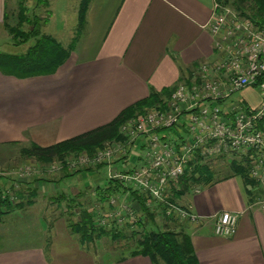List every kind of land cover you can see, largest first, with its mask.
I'll return each mask as SVG.
<instances>
[{
    "label": "crops",
    "instance_id": "obj_1",
    "mask_svg": "<svg viewBox=\"0 0 264 264\" xmlns=\"http://www.w3.org/2000/svg\"><path fill=\"white\" fill-rule=\"evenodd\" d=\"M216 1L90 0L81 38L71 45L67 57L53 72L18 76L0 69V146H51L109 124L152 91L162 92L198 80L201 64L214 63L220 57L208 27ZM7 9L8 0H0V28L4 27ZM10 43L8 37L0 36V45L10 47L13 45ZM0 52L15 53L14 50ZM248 89L256 88L246 87L240 94ZM240 97L247 105L255 106ZM186 116L183 114L178 127L163 130L161 134L174 142L187 140ZM126 150L128 158L122 154L116 164L120 170L137 163L143 151L142 139ZM199 153L204 162L207 157ZM104 168L109 173L107 165L76 173L89 172L98 182ZM83 182L84 178L61 187L58 183L51 192L74 188L84 196ZM15 183L8 181L7 186H18ZM43 184L45 187L48 183ZM108 184L95 189L98 197L93 215L98 224L108 215L98 209L103 201L100 194H105ZM34 186L41 184L36 182ZM44 189L47 193L48 187ZM259 189L234 174L214 177L192 189L175 203L190 207L201 216L203 220L198 225L165 215L157 202L152 208L151 204L148 206L155 212L154 219L151 218L158 228L162 225L177 231L184 229L190 235L199 264H264V196ZM169 193L171 197L172 189ZM117 194L119 206L111 210L120 211L123 205L133 204L134 213L139 214L140 207L130 188ZM79 199L76 203L81 204ZM46 205L37 199L30 207L16 209L0 218V264H154L149 256L142 254L98 263L95 254L75 236L63 217L58 220L56 214L53 225H47L45 215L50 209ZM102 209L111 212L108 206ZM225 211L238 214V223L232 235L219 236L214 231L215 222ZM25 217L32 218L38 226L40 220L45 223L39 230L42 234L39 240L9 242L6 237L11 241L27 236L15 232L13 226ZM6 222L10 226L8 236L1 228Z\"/></svg>",
    "mask_w": 264,
    "mask_h": 264
},
{
    "label": "built area",
    "instance_id": "obj_2",
    "mask_svg": "<svg viewBox=\"0 0 264 264\" xmlns=\"http://www.w3.org/2000/svg\"><path fill=\"white\" fill-rule=\"evenodd\" d=\"M208 27L214 36L218 60L203 62L199 79L179 84L166 100L165 108H147L125 121L121 133L129 144L141 138L143 151L137 163L125 172L109 169L111 180L120 181L126 188L142 190L150 198L148 204L157 202L163 205L165 215L191 225L200 224L203 218L190 207L172 201L169 191L199 152L205 156L229 150L247 156L253 163L249 175L258 181L264 196V123L259 126L264 121V23L259 25L225 8L218 0ZM246 87H255L260 92V105H247L240 96L235 97ZM183 114L187 115L189 138L174 142L163 136V130L179 126ZM117 149L120 154H128L126 146L118 144ZM114 151L105 147L92 157L79 156L74 160L77 164L73 162L71 166H77V170L84 164L96 166L111 160ZM62 167L63 162L58 169ZM110 213L107 218L113 216ZM106 220L102 219L104 223ZM237 223L238 214L222 212L215 222V234L230 236Z\"/></svg>",
    "mask_w": 264,
    "mask_h": 264
},
{
    "label": "rangeland",
    "instance_id": "obj_3",
    "mask_svg": "<svg viewBox=\"0 0 264 264\" xmlns=\"http://www.w3.org/2000/svg\"><path fill=\"white\" fill-rule=\"evenodd\" d=\"M83 0H8V9L5 15V22L4 27L0 28V36L8 37L10 39V44L13 45L10 47H6L4 45H0V50L7 52L11 50L17 54L18 56L26 55L35 42L34 39L29 41H23L24 36L33 29V28H40L41 33L49 34L53 37L55 35L58 36V42L64 49H69L78 41L83 33V28H80V8L81 3ZM221 2V1H220ZM233 0H229V4L221 2L225 8H229L231 11H237L231 4ZM7 16V18H6ZM6 24V25H5ZM57 27V28H56ZM58 32V33H57ZM56 38V37H55ZM10 54V53H7ZM185 83V82H184ZM249 90V89H248ZM173 93V92H172ZM171 93V94H172ZM170 94V96H171ZM169 96V97H170ZM236 96H243L246 98L252 105L258 106L262 103V96H259V91L257 89H251L244 94H240V92L235 94ZM165 98L166 100L169 98ZM159 106V105H158ZM157 106L146 107L142 112H145L146 109L151 110L152 108ZM166 107V106H165ZM140 112V113H142ZM138 113V112H137ZM136 113V114H137ZM137 116V115H136ZM122 141L125 142H107L106 145L102 148L97 149L92 155L86 151L79 152L73 155H69L64 159H55L48 162H40L36 157L30 156L26 157L22 155V149L28 148L29 146H21V145H9V146H0V190L5 191L6 195H10L11 198L13 197V201L15 203L22 201L23 205L16 207L25 208L30 207V204L34 200H41V202L46 203L50 209V211L46 212L45 218L47 225H53L52 221L57 219L60 220V217H63V222H67L69 224L70 229L73 230V223L81 222L82 212L86 210H90L93 212L94 202H97L95 195V189H97L98 185L101 187L105 186L108 183L109 173L108 168H104L100 173V180L98 182L94 180L93 176L88 172H79L78 174H73V179L71 176L66 177L67 173H74L80 169H87L93 168L95 170L101 168L102 166H109L110 169H117L118 171L125 172L126 169L120 170L118 167V162L121 160L122 154H120L119 149H117L118 144L121 146H126V148L134 147V143L132 142L131 145H128L127 138L123 139ZM127 141V142H126ZM107 148H114L113 158L109 161H104L98 165H90L84 164L81 165L80 168L77 170V166L73 167L71 164L74 162L75 165L77 164V160L79 156L84 157H92L97 153V151ZM30 148V147H29ZM125 148V147H124ZM240 154L236 151H223L221 154L219 152L214 153L213 155H205L207 159L204 161L205 163L210 166L211 170L214 172V177H221L226 176L231 173L232 169V162L243 161V156H239ZM127 156L128 155H124ZM246 158V157H245ZM248 159V174L252 170L253 163ZM200 160V159H199ZM198 160V161H199ZM61 162H65L64 167L58 169V165ZM134 164L129 165L132 167ZM85 173V175H84ZM108 173V175H107ZM77 174V175H76ZM82 176V177H81ZM108 177V178H107ZM62 178V179H61ZM84 178V184L86 185V189L84 188V196H81V193L75 190L74 188L71 191H60L58 189V193L51 192L52 187H57L58 183L63 186L70 184L72 181L82 180ZM250 179H253L250 177ZM59 180H62L58 182ZM180 180V179H179ZM8 181H14L15 184L18 186H7ZM256 181V180H255ZM36 182H40L41 186L37 187L34 186ZM257 186H258V181ZM43 183L47 184L48 190L47 193L45 192V187H43ZM31 184L32 188L37 190L35 192L31 191V196L27 194L28 185ZM203 182L199 184L202 186ZM62 186V187H63ZM97 187V188H96ZM198 187L194 186L193 188ZM89 188V190H87ZM50 189V190H49ZM132 189H135L134 187ZM140 194L143 193L140 189H135ZM261 190V189H259ZM33 192V193H32ZM94 193V195H93ZM22 195V197H21ZM31 199V203H28V198ZM119 194H107V199L103 200L102 203L99 204L98 209L101 210L102 214H109L110 212L106 211V209H102L104 207L111 208L115 206H119ZM78 198L81 201V204L76 203ZM102 199V197H100ZM114 198V199H113ZM56 199L58 202H56ZM101 199L98 201L101 202ZM150 199V198H149ZM94 200V201H93ZM112 200H115V203L112 204ZM92 202V203H91ZM109 202V203H108ZM40 203V201H39ZM151 203V201H150ZM149 203V204H150ZM153 204L151 203V208ZM14 209V210H16ZM161 209V208H160ZM13 210V211H14ZM161 211V210H160ZM128 212H133L134 215H127ZM136 210L134 209L133 204L123 205L121 210L113 211L111 213L113 216L111 218H107L106 222H100L98 227L106 234L99 236L100 231H98V235H93L94 240L92 242H88L86 245L90 252L94 253L96 256V261L98 263L107 260H117L122 256L129 255L130 252L136 247L137 239L141 237L143 230L151 229V228H158L155 224L152 223V218L144 216L141 212L139 214H135ZM57 214V215H56ZM135 216V217H133ZM140 216H143L144 224H139L138 220ZM113 217V218H112ZM132 217L134 219H132ZM25 217L24 219L19 221V224L14 223L15 225V232H19L27 234L25 238H15V239H8L9 242H14L16 244L22 243L23 240H27L30 242H36L39 240V236L42 235L39 233V230L44 226L43 221H39V226L34 223V220L31 218ZM95 218V217H94ZM105 217H103L104 219ZM126 218V219H124ZM110 220V221H109ZM134 220V221H133ZM18 222V221H17ZM9 223L6 222L4 225L1 226L2 229L6 230L3 231L5 235L10 230ZM46 225V226H47ZM160 229L163 226H159ZM12 230V229H11ZM102 230V231H103ZM106 230V231H105ZM118 231L123 232V236L115 238L113 234H116ZM110 232V233H109ZM75 236L79 239L81 238V234L79 232H74ZM50 236V234H47ZM8 236V235H7ZM12 236V235H11ZM30 236V237H28ZM14 237V236H12ZM4 238V237H3ZM81 241V239H80Z\"/></svg>",
    "mask_w": 264,
    "mask_h": 264
},
{
    "label": "trees",
    "instance_id": "obj_4",
    "mask_svg": "<svg viewBox=\"0 0 264 264\" xmlns=\"http://www.w3.org/2000/svg\"><path fill=\"white\" fill-rule=\"evenodd\" d=\"M219 1H224V3L229 4V0ZM89 2L90 0H83L81 3L80 28L85 24ZM231 5L237 10L239 15L252 19L259 25L264 23V0H233ZM31 39H34L35 42H33L31 50L24 56L20 57L17 54L0 52V69L2 71L18 76L51 73L65 60L69 53L68 49H64L55 37L41 33L38 27L33 28L27 36H24L23 41H29ZM176 87L177 86L166 88L162 92L152 91L144 100L124 109L109 124L51 146L41 147L36 144H31L29 146L30 148H23L21 153L26 157L34 156L40 162L50 163L54 158L64 159L65 161L67 159H65V157L83 151L92 155L97 149L104 147L107 142H125L122 141L125 139V136L120 131L121 125L128 119L142 112L146 107L157 106L165 108V98L169 97ZM263 123L264 121L259 123V126L263 127ZM200 157L199 154L195 160L187 165L185 173L181 176L178 183L172 187L170 197L172 201L176 202L184 194L194 189V186H199L202 182L203 184L208 183L214 178V172L207 163L199 160ZM243 157V161L246 163L244 164L238 161L232 162L231 173L226 175V177L232 174L241 175L246 184L257 186V182L249 178V162L248 159H246L248 157L245 155H243ZM63 164L65 165V162H63ZM76 172L67 173L66 175L71 176ZM108 183L109 186L105 188V194H100L102 200L107 199V194L112 195L129 189L118 180L110 179ZM130 189L132 190L134 200L138 202L137 204L140 207V212L144 216L154 219L155 212H152V209L147 203L149 196L144 193L140 194L135 189ZM31 191L35 192L37 190L33 189L31 184H29L27 188L28 196H31ZM31 197L27 200L29 204L32 202ZM22 203V201L15 203L10 195H6L5 191L0 190V218L4 214L16 209V207L22 206ZM160 206L163 207L161 204ZM136 209L139 210L138 207H136ZM81 214V222L73 223L72 225L74 232H79L81 234L80 239L83 244L92 242L94 240L93 235H98V231L101 233L99 234L100 237L107 233L98 227V224L94 220L93 212L85 209ZM142 217L143 216H140L138 220L139 224H144ZM113 236L115 238L123 236V232L118 231L116 234H113ZM137 254L149 256L154 264H199L190 235L185 232L184 229L177 231L165 227L162 229L151 228L143 230L141 237L137 239L136 247L130 252V255Z\"/></svg>",
    "mask_w": 264,
    "mask_h": 264
}]
</instances>
